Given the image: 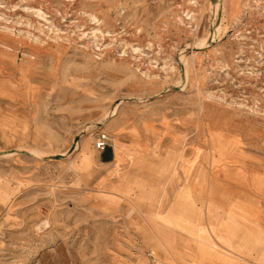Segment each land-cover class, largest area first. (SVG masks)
<instances>
[{"label":"rangeland","instance_id":"rangeland-1","mask_svg":"<svg viewBox=\"0 0 264 264\" xmlns=\"http://www.w3.org/2000/svg\"><path fill=\"white\" fill-rule=\"evenodd\" d=\"M148 251L264 264V0H0V264Z\"/></svg>","mask_w":264,"mask_h":264},{"label":"crops","instance_id":"crops-1","mask_svg":"<svg viewBox=\"0 0 264 264\" xmlns=\"http://www.w3.org/2000/svg\"><path fill=\"white\" fill-rule=\"evenodd\" d=\"M217 141V146L216 147H214L213 148V150H214V152L217 154V159H221L222 158V156H223V154H222V152H223V148H224V146L222 145V143L219 141V140H216ZM118 154H120V155H123L122 154V152L120 151V149H116V159H115V161H117V155ZM94 155H95V151L93 150V155H92V163H91V165L90 166H88V167H90V169H91V167L93 166V164L95 163V158H94ZM134 155V154H133ZM131 156V155H130ZM182 156V155H181ZM173 157H179V154H177V155H174ZM169 158H172V157H169ZM169 169L170 168H167V169H165V170H163V169H158L157 171H158V173L160 174V175H162V174H164L165 172H166V174H168L169 173ZM187 188H188V190H190V192H192V189L189 187V186H187ZM193 193L191 194V196H190V198H193ZM194 204H196L195 203V199H194V202H193ZM164 231L163 232H165V233H167L166 231L168 230L166 227H164V228H162ZM209 232V231H208ZM238 232L239 231H234V232H232L230 235L231 236H233L234 238H236V235L238 234ZM168 234V233H167ZM209 235H211V236H213L214 237V234H212V233H208ZM244 238H245V236H244ZM244 238H243V241H244ZM214 240L217 242V245H218V247L221 249H223L225 252L226 251H228V252H234V250H236V249H229V248H227V247H225V246H223L215 237H214ZM235 240V239H234ZM165 246V245H164ZM211 247H212V245H211ZM166 248V247H165ZM213 248V250H214V252H216L217 254H221V251H220V249L219 248H215V247H212ZM167 250V249H166ZM168 251V250H167ZM168 253H169V251H168ZM170 254V256L172 257V259L175 261V257L171 254V253H169ZM225 255V254H224ZM224 255H222V257L226 260V261H231L230 263H236V261H232V260H229V258H226V257H224ZM221 256V255H220Z\"/></svg>","mask_w":264,"mask_h":264},{"label":"built area","instance_id":"built-area-1","mask_svg":"<svg viewBox=\"0 0 264 264\" xmlns=\"http://www.w3.org/2000/svg\"><path fill=\"white\" fill-rule=\"evenodd\" d=\"M110 142V136L108 133L104 132V131H99L97 133V138H96V148L99 150H104L107 145ZM147 257L149 258V262L148 264H154V262L156 261V258L154 257V255L151 252H147Z\"/></svg>","mask_w":264,"mask_h":264},{"label":"bare ground","instance_id":"bare-ground-1","mask_svg":"<svg viewBox=\"0 0 264 264\" xmlns=\"http://www.w3.org/2000/svg\"><path fill=\"white\" fill-rule=\"evenodd\" d=\"M76 142H74L73 141V144H72V146H71V148L69 149V151H73V149H74V146H76V144H75ZM53 156H56V155H51V157H53ZM61 156H63V155H61ZM64 157V156H63Z\"/></svg>","mask_w":264,"mask_h":264},{"label":"water","instance_id":"water-1","mask_svg":"<svg viewBox=\"0 0 264 264\" xmlns=\"http://www.w3.org/2000/svg\"><path fill=\"white\" fill-rule=\"evenodd\" d=\"M79 140V137L77 136L76 138H75V140H74V142H77ZM61 155H56V156H53V158H59Z\"/></svg>","mask_w":264,"mask_h":264}]
</instances>
